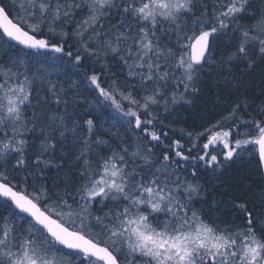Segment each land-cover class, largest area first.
<instances>
[{
	"label": "snow or ice",
	"instance_id": "6c2138e0",
	"mask_svg": "<svg viewBox=\"0 0 264 264\" xmlns=\"http://www.w3.org/2000/svg\"><path fill=\"white\" fill-rule=\"evenodd\" d=\"M0 264H264V0H0Z\"/></svg>",
	"mask_w": 264,
	"mask_h": 264
},
{
	"label": "trees",
	"instance_id": "16d2710c",
	"mask_svg": "<svg viewBox=\"0 0 264 264\" xmlns=\"http://www.w3.org/2000/svg\"><path fill=\"white\" fill-rule=\"evenodd\" d=\"M249 165L247 163L240 165L241 168L248 167Z\"/></svg>",
	"mask_w": 264,
	"mask_h": 264
}]
</instances>
